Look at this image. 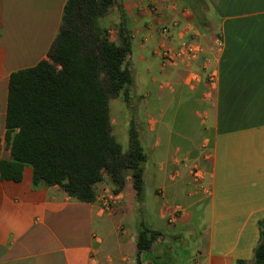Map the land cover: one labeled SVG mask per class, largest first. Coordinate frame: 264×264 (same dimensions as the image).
<instances>
[{"label":"crops","instance_id":"crops-1","mask_svg":"<svg viewBox=\"0 0 264 264\" xmlns=\"http://www.w3.org/2000/svg\"><path fill=\"white\" fill-rule=\"evenodd\" d=\"M65 1L0 0V161L11 157L9 77L46 59ZM205 2L204 27L186 0H116L110 7L101 21L109 41L118 42L122 24L130 43L132 83L117 107L118 129L128 145L133 126L145 154L142 195L125 172L121 188L104 177L95 203H82L57 186H34L25 166L20 182L0 181V264H136L139 220L164 234L142 264L252 260L264 219V0ZM192 37L203 55L161 65V49ZM109 188L119 190L111 211L99 201ZM173 209L180 212L170 219Z\"/></svg>","mask_w":264,"mask_h":264},{"label":"trees","instance_id":"trees-1","mask_svg":"<svg viewBox=\"0 0 264 264\" xmlns=\"http://www.w3.org/2000/svg\"><path fill=\"white\" fill-rule=\"evenodd\" d=\"M115 1L66 0L46 59L10 75L5 142L11 157L0 161V181L20 182L29 166L34 186H57L68 197L91 204L104 177L121 188L128 172L141 197L145 154L137 132L129 127L126 152L111 135L109 101L126 100L132 83L130 43L122 24L117 43L109 41L101 25ZM186 1L195 10L196 24L204 27L205 0ZM258 228L252 260L237 264H264V219ZM163 236L138 221L136 264Z\"/></svg>","mask_w":264,"mask_h":264},{"label":"built area","instance_id":"built-area-1","mask_svg":"<svg viewBox=\"0 0 264 264\" xmlns=\"http://www.w3.org/2000/svg\"><path fill=\"white\" fill-rule=\"evenodd\" d=\"M161 34L163 36H166L168 34V29L166 26L162 27ZM216 46H221V38L217 36L215 38ZM204 54V49L202 46L192 37V38H185L181 39L178 43V47L175 50L172 49H161L159 51V57L161 61V65L167 66V65H174L179 60H188L192 61L196 59L198 56ZM208 66V61L205 60L202 63V68L206 70ZM198 80L197 76H191L190 84H194ZM208 81L210 84H214L215 82V75L213 72L208 73ZM192 177L196 184L201 185V191L204 195L208 194V190L205 189V187L202 186L203 183V173L197 169L194 168L192 170ZM119 200L117 195H111V194H103L99 201L104 209L110 210L112 205H115L116 202ZM178 209H173L170 211V219H175L179 214Z\"/></svg>","mask_w":264,"mask_h":264},{"label":"rangeland","instance_id":"rangeland-1","mask_svg":"<svg viewBox=\"0 0 264 264\" xmlns=\"http://www.w3.org/2000/svg\"><path fill=\"white\" fill-rule=\"evenodd\" d=\"M207 15H210V12L206 13ZM118 101V102H116ZM125 102L124 100V97L123 96H120L119 98H117L116 100L115 99H111L109 101V110H110V117H111V120H112V126H111V134L114 136L115 139H118L117 142L119 143V145L121 146V150L122 152L123 151H126L127 148H128V145H127V140H126V134H122L120 137H119V134H120V130L118 129V124H119V121H120V117L121 115L118 116V110H117V107L118 105H122V103ZM116 186V185H115ZM107 189V188H106ZM109 193L111 195H115L119 190H116V188H109L108 189ZM112 209L110 208V211ZM139 217H141V215H139Z\"/></svg>","mask_w":264,"mask_h":264}]
</instances>
